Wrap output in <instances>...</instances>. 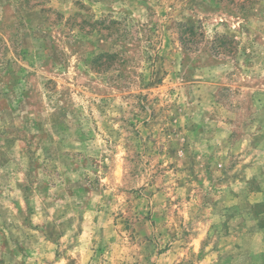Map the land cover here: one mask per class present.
Returning <instances> with one entry per match:
<instances>
[{"label": "rangeland", "instance_id": "rangeland-1", "mask_svg": "<svg viewBox=\"0 0 264 264\" xmlns=\"http://www.w3.org/2000/svg\"><path fill=\"white\" fill-rule=\"evenodd\" d=\"M0 264H264V0H0Z\"/></svg>", "mask_w": 264, "mask_h": 264}]
</instances>
